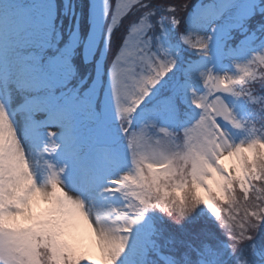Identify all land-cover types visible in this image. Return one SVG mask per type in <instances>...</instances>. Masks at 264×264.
<instances>
[{"label": "snow or ice", "instance_id": "snow-or-ice-1", "mask_svg": "<svg viewBox=\"0 0 264 264\" xmlns=\"http://www.w3.org/2000/svg\"><path fill=\"white\" fill-rule=\"evenodd\" d=\"M83 224L99 264H264V0H0V264H98Z\"/></svg>", "mask_w": 264, "mask_h": 264}, {"label": "rangeland", "instance_id": "rangeland-1", "mask_svg": "<svg viewBox=\"0 0 264 264\" xmlns=\"http://www.w3.org/2000/svg\"><path fill=\"white\" fill-rule=\"evenodd\" d=\"M225 163H231L226 161ZM42 207V205H41ZM75 242L79 246L80 250L84 249V252L92 259H96L99 264V250L95 245L94 236L91 234V230L86 224H83L76 233Z\"/></svg>", "mask_w": 264, "mask_h": 264}, {"label": "trees", "instance_id": "trees-1", "mask_svg": "<svg viewBox=\"0 0 264 264\" xmlns=\"http://www.w3.org/2000/svg\"><path fill=\"white\" fill-rule=\"evenodd\" d=\"M178 2H184V0H178ZM258 87H259V85H257ZM82 252H84V249L82 248V250H81ZM85 253V252H84ZM86 254V253H85ZM87 255V254H86ZM90 257V256H89Z\"/></svg>", "mask_w": 264, "mask_h": 264}]
</instances>
